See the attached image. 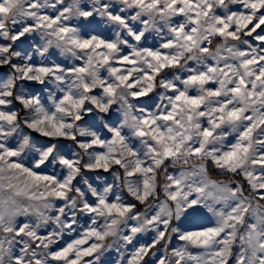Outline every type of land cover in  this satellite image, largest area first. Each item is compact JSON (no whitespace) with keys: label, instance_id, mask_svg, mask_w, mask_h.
I'll use <instances>...</instances> for the list:
<instances>
[{"label":"snow or ice","instance_id":"obj_1","mask_svg":"<svg viewBox=\"0 0 264 264\" xmlns=\"http://www.w3.org/2000/svg\"><path fill=\"white\" fill-rule=\"evenodd\" d=\"M0 68V264H264V0H0Z\"/></svg>","mask_w":264,"mask_h":264},{"label":"rangeland","instance_id":"obj_2","mask_svg":"<svg viewBox=\"0 0 264 264\" xmlns=\"http://www.w3.org/2000/svg\"><path fill=\"white\" fill-rule=\"evenodd\" d=\"M257 31H259V29ZM36 39L38 40V37H36ZM248 39H251V38H248ZM32 40H33V37H28V41L27 42L31 43ZM144 43H145V46L154 48V47L158 46L159 38L157 36H155V34L149 35L147 41L144 42ZM253 43H254V46L256 44H259V42H253ZM50 51H55L56 52V56L60 60L64 59L63 57H59L58 50L52 49ZM36 58H37V60H39V57H36ZM6 72H7L6 68H0V77H2L4 75V73H6ZM33 87L35 89L39 90L43 86H41L39 84H33ZM157 91H159V89ZM155 99H156V93L153 92V93H150L148 97L138 98V100H136L134 102H136V103H144L145 105H152L154 103ZM114 107H116V106H114ZM86 119H87V117H86ZM25 131L30 133L38 141H41V142H49V141L57 142V140H55L53 138L42 137L38 133L32 132L31 130L25 129ZM58 142L60 144H62V145H65V146H69V145L73 144L72 141L67 140L65 138H59ZM13 143H15V142H13ZM69 155H70V153H69ZM208 163H209L210 175H213V177L217 178V179H224L225 178V177H222V176L218 175L219 170L216 169L215 166L212 165L210 161ZM116 167H118V166H115V165L113 166V168H116ZM180 169H181V165H176L175 167H173L172 165H169V172H175V173L178 174ZM45 171L48 172V173H51L52 171L59 172L60 168H59V166H57L55 169H53L51 166H49ZM120 172H121V175H122L123 174V170L120 169ZM85 174L90 179H92L95 183H99L101 185L103 184V181H99V182L95 181V177L96 176L103 177L108 182H112V180H113V176H112V171L111 170L108 171V172L103 171V169H98V170H95V171H87L86 170ZM121 187H122V185H121ZM123 195H124V198L126 200L131 201V202L135 203L136 205H137V203H140L138 201H135L134 198H132L131 196H129L127 194L126 190H124ZM163 198H164L163 197V193L161 192L160 199H163ZM141 205H142L141 208H138V206L136 208V210L139 211V212H144L145 209L149 207L147 203L146 204H141ZM78 220H79L80 224H86L88 222V217L86 215L78 216ZM214 222H215L214 218H212L210 216V214H209L207 219L198 221L196 223V225L184 224L182 226H184V227H195V226H199V225L211 226L212 224H214ZM174 223H177V222L174 221ZM50 230L51 229H48V231H50ZM42 231H44V230H42ZM154 236H155V233L151 232V231L150 232H146V233H142V234H138V237H137L136 241H134V244H135L136 247H138L140 244H151ZM71 238H73V237H69L67 235L65 236V240H68V239H71ZM107 242L111 243V238H109V240ZM61 243H63V241H61ZM181 244H182V242L179 241L175 236H173L172 239H171V242L168 244L167 253H165V251L163 249L164 241H161L160 244L156 245L155 249H152L150 251L149 255L144 257V261H146V264H158V260L160 258H163L166 255L167 256H171L172 249L176 248V247H179ZM58 246L59 245L54 246V247H58ZM133 251H134V247L132 245H127V246L121 247L119 249V251H117L116 247H113L112 249H110L108 251H105L104 254L100 257V260L96 262V264H117V262L121 258V253H123L126 258H131V253ZM152 251L155 252V255H152ZM192 251L195 253L198 250L197 249H192ZM235 251L236 250L234 249V252ZM85 259H89V258L86 257ZM229 264H234V257L230 258Z\"/></svg>","mask_w":264,"mask_h":264},{"label":"trees","instance_id":"obj_3","mask_svg":"<svg viewBox=\"0 0 264 264\" xmlns=\"http://www.w3.org/2000/svg\"><path fill=\"white\" fill-rule=\"evenodd\" d=\"M137 206H138V208H141L142 207V205L140 203H137Z\"/></svg>","mask_w":264,"mask_h":264}]
</instances>
